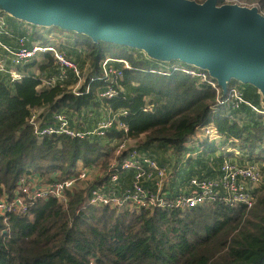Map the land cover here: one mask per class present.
<instances>
[{
	"label": "trees",
	"instance_id": "trees-1",
	"mask_svg": "<svg viewBox=\"0 0 264 264\" xmlns=\"http://www.w3.org/2000/svg\"><path fill=\"white\" fill-rule=\"evenodd\" d=\"M245 1L256 2L264 13V0ZM72 32L77 46L87 47L95 74L108 57L123 59L132 67L128 70L114 64L123 74L118 82L121 91L104 104L117 113L126 112L120 121L128 126V136L140 153L160 165L172 160L183 162L187 166L179 174L187 179L215 176V170L232 155L229 151L236 149L243 156L240 164L264 160L263 115L246 106L230 110L227 105H218L216 91L198 79L182 73L163 76L151 72L158 69L159 61H147V68L143 54L135 56L128 46L94 43L90 36ZM0 34L5 36L0 42L12 50L21 47V39L26 40L27 48L41 39L38 33L30 39L13 35V44L10 33ZM0 53L10 60L5 50ZM42 58L41 73L46 74L51 67L54 75L52 55ZM34 62L17 72L23 74ZM23 75L21 80L12 81L0 73V197L12 193L19 179L30 172L49 177L74 168L80 161L91 166L103 160L107 165L113 156L111 144L123 136V132L113 129L103 138L60 136L39 142L29 125L33 111L48 108L49 112L65 111L74 117L100 108L96 95L106 89V84L94 82L86 94L87 80L80 88L82 94L76 96L70 88L78 80L71 72L64 85L54 88H41L45 78L31 72ZM232 86L240 87L245 99L264 111L261 90L236 80L229 83ZM148 107L152 109L145 111ZM239 115L244 116L243 123ZM209 122L215 124L222 137L218 145L208 140L197 147L185 145L197 128ZM194 148L203 151L195 155ZM221 149L222 155L216 156ZM213 160L219 162L217 168L212 167ZM131 178L129 173L126 182ZM82 196L83 192H75L67 207L55 199L40 201L26 215H13L8 225L0 220V264H264V187L251 209L218 203L184 212L139 215L117 213L107 207H80Z\"/></svg>",
	"mask_w": 264,
	"mask_h": 264
},
{
	"label": "built area",
	"instance_id": "built-area-1",
	"mask_svg": "<svg viewBox=\"0 0 264 264\" xmlns=\"http://www.w3.org/2000/svg\"><path fill=\"white\" fill-rule=\"evenodd\" d=\"M191 1L203 4L206 0ZM219 5L257 8L264 15L256 4L246 5L240 0H222V4ZM0 33L9 35L2 26H0ZM25 42V39L20 40L21 47L18 50H12L1 42L0 47L10 55L11 64L16 67L35 61L39 55L43 57L51 54L56 72L41 81V88L64 85L69 79L70 72L78 80L76 86L70 88L76 96L82 94L79 92L80 88L86 84L87 80L89 84L86 86V94L90 92V86L94 82L101 81L106 84V89L96 95V101L100 103L99 115L95 117V124L90 127L84 121L88 111H83L74 117L65 111L49 112L48 108L33 111L29 125L39 142L47 137L60 136L71 139L103 138L113 129L123 132V136L111 144L114 157L107 168L104 171L101 170L102 172H100L101 161L91 166L80 161L66 173L59 170L45 177L39 173L30 172L19 179L12 193H4L0 197V220L5 225H8L13 215H26L29 209L40 201L55 199L60 205L67 207L75 192H83L80 207H107L117 213L138 215L155 211L184 212L218 203L230 207L245 206L248 209L255 205L258 192L264 187V160L240 164L231 159H225L215 170V176L202 175L187 179L179 174L187 166L183 162L175 163L172 160L165 165H160L157 161L140 153L136 144H130L132 140L128 136L129 128L120 121V117L126 115V112L117 113L104 104L118 97L121 91L118 82L123 74L114 64H122L125 69L132 70L127 61L108 57L101 61L100 72L91 75L85 81L81 69L54 44H36L32 48H27ZM141 53L146 61L155 60L145 51ZM158 66L157 70H151V72L163 76L182 73L210 86L217 93L218 105H227L230 110H239L246 106L264 115V111L245 99L240 87H229L228 84V90L224 92L208 70L187 65L181 61H159ZM0 73L8 75L12 81H19L24 76L10 70L2 60H0ZM151 109L148 107L145 111ZM206 140L214 143L222 141L213 122L197 128L185 145L198 146V143ZM129 173H132V178L126 182Z\"/></svg>",
	"mask_w": 264,
	"mask_h": 264
},
{
	"label": "water",
	"instance_id": "water-1",
	"mask_svg": "<svg viewBox=\"0 0 264 264\" xmlns=\"http://www.w3.org/2000/svg\"><path fill=\"white\" fill-rule=\"evenodd\" d=\"M19 19L151 58L208 70L224 92L232 80L264 94V15L257 8L191 0H0Z\"/></svg>",
	"mask_w": 264,
	"mask_h": 264
},
{
	"label": "rangeland",
	"instance_id": "rangeland-1",
	"mask_svg": "<svg viewBox=\"0 0 264 264\" xmlns=\"http://www.w3.org/2000/svg\"><path fill=\"white\" fill-rule=\"evenodd\" d=\"M241 3H244L246 5H254L256 4V2H248L245 0H242ZM0 26H2V28H4V31H9L10 35H12V39L13 40V44L16 43V40L13 38V35L16 37H22L21 35H25V37H27L28 39H30L33 35V33H38V35L41 37V39H38L35 41L38 42L39 44H43V41H46L47 44H54L56 47H58V49H60L62 52H64L67 57H69V59L71 58V60L77 65V67L79 69H81L82 73H83V77L86 81V79H88V77H90L91 75L95 74L96 70L94 69L93 66V62L92 59L88 56V49L87 47H83V46H77L76 41H77V37L75 36V34L72 31H68V30H64L62 28L59 27V30L56 29V26H42V25H36L33 24L29 21L23 20V19H19L18 16L15 17V15H13V13L9 10L6 9L5 6L0 5ZM17 28V29H15ZM0 37H5L4 35L0 34ZM133 50H131V53H134L135 56H140L141 51L139 48H132ZM0 50L3 52L4 50L0 48ZM38 60H35V62L32 64V67H36L39 68L41 67V63H43V59H42V55H39V57L37 58ZM0 60L4 61V63L8 66V68L10 70L13 71H19L21 69V67H16L13 66L11 64V61L9 59H7L6 55L3 53H0ZM144 62H146L147 64V68H150V63L145 61V59H143ZM53 74V69L51 67H48V70L46 72V74L42 77L41 75H39L42 78H47V76H50ZM95 108L94 110L88 111L85 116L87 117H92L96 114H98ZM264 116V115H263ZM244 116L243 115H239V121H242V123L244 122V120H241ZM221 142V141H220ZM218 142L217 145L220 143ZM135 141H132L130 144H134ZM200 145V144H199ZM197 147V146H195ZM221 147V146H220ZM232 149V148H230ZM230 153H232L231 156H229L228 158L236 161L237 163L242 161V153L236 149V151H229ZM222 155L223 151L222 149L219 150L216 153V156L218 155ZM114 157H111V159ZM206 160V157H203ZM110 159V160H111ZM209 159V157H208ZM110 160L108 161V163L110 162ZM211 160V159H210ZM208 160V161H210ZM249 162V161H246ZM105 165L104 161H101V168H100V172L104 171L107 166ZM212 167H216L218 166L219 162H216V160L212 161ZM80 164V163H79ZM82 164V163H81ZM102 170V171H101ZM68 171V170H67ZM66 171V172H67ZM62 173H66L64 171H61ZM47 177V176H46Z\"/></svg>",
	"mask_w": 264,
	"mask_h": 264
},
{
	"label": "crops",
	"instance_id": "crops-1",
	"mask_svg": "<svg viewBox=\"0 0 264 264\" xmlns=\"http://www.w3.org/2000/svg\"><path fill=\"white\" fill-rule=\"evenodd\" d=\"M36 44H39L38 42H34V43H32V46H34V45H36ZM44 45V44H43ZM38 58V57H37ZM42 59H44V58H42ZM36 60H38V59H36ZM24 70V69H23ZM31 72V74H34V75H36V76H39V75H41L42 77L45 75L44 73H41V71L39 70V68H36V67H32V68H30V69H27V71H23L22 73L23 74H28V73H30ZM98 113V112H97ZM98 115H99V113L98 114H96L95 115V117L97 116L98 117ZM94 116H92V117H85L84 118V121H85V123L87 124V126H92V125H94L95 124V122H96V118H95ZM135 144V143H134ZM217 145V144H216ZM204 148V147H203ZM203 148L201 149L202 151H203ZM199 148H194L193 149V153L196 155V153H199V152H202ZM209 155H211V154H209ZM209 155H206V156H209ZM216 155V154H215ZM218 155H219V153H218ZM217 155V156H218Z\"/></svg>",
	"mask_w": 264,
	"mask_h": 264
}]
</instances>
